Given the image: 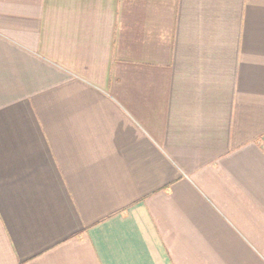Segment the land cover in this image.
<instances>
[{
	"label": "crops",
	"instance_id": "obj_1",
	"mask_svg": "<svg viewBox=\"0 0 264 264\" xmlns=\"http://www.w3.org/2000/svg\"><path fill=\"white\" fill-rule=\"evenodd\" d=\"M0 264H264V0H0Z\"/></svg>",
	"mask_w": 264,
	"mask_h": 264
}]
</instances>
